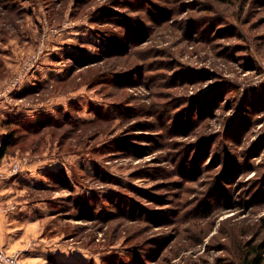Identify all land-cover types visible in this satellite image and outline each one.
<instances>
[{
    "label": "rangeland",
    "instance_id": "rangeland-1",
    "mask_svg": "<svg viewBox=\"0 0 264 264\" xmlns=\"http://www.w3.org/2000/svg\"><path fill=\"white\" fill-rule=\"evenodd\" d=\"M5 7L31 49L0 68V94L28 70L0 95V144L13 134L4 252L19 264H243L260 252L264 0Z\"/></svg>",
    "mask_w": 264,
    "mask_h": 264
},
{
    "label": "crops",
    "instance_id": "crops-1",
    "mask_svg": "<svg viewBox=\"0 0 264 264\" xmlns=\"http://www.w3.org/2000/svg\"><path fill=\"white\" fill-rule=\"evenodd\" d=\"M6 13V11H4L2 13V15ZM3 23L1 24V28L2 30H0V68L2 67H6V69L11 68L15 65V58H13V55L11 54H19V53H24V51L31 49V45L28 46L26 50H22L21 47L23 46L24 48L26 46L21 45L20 41L22 39V35L21 33H23L24 30V25L22 24V30H17L15 28V26L12 24V21H10L9 19H5V18H1L0 19ZM19 22V21H16ZM29 39V38H27ZM32 43L30 41H24V43ZM23 44V43H22ZM14 45H16L18 48L17 51H15L14 49H12L14 47ZM11 49V52H10ZM14 60V61H13ZM3 228V224H2V220L0 218V230Z\"/></svg>",
    "mask_w": 264,
    "mask_h": 264
},
{
    "label": "built area",
    "instance_id": "built-area-1",
    "mask_svg": "<svg viewBox=\"0 0 264 264\" xmlns=\"http://www.w3.org/2000/svg\"><path fill=\"white\" fill-rule=\"evenodd\" d=\"M21 72L22 74L16 75L14 77H11L9 80H6L4 91L1 94L10 95L14 90H16L19 87L22 78H24L28 70L24 69L21 70ZM0 264H19V258L17 255H8L6 252L2 250L0 246Z\"/></svg>",
    "mask_w": 264,
    "mask_h": 264
},
{
    "label": "trees",
    "instance_id": "trees-1",
    "mask_svg": "<svg viewBox=\"0 0 264 264\" xmlns=\"http://www.w3.org/2000/svg\"><path fill=\"white\" fill-rule=\"evenodd\" d=\"M6 12L9 11L8 7L4 8ZM2 13H0V19L2 18ZM18 15V13H15ZM13 134H10L5 138L2 143L0 144V161L7 155L8 148L10 146V141L12 140ZM259 248L261 249L260 252H256L255 255L246 257L243 260V264H264V257L262 256V251L264 249V243L260 244Z\"/></svg>",
    "mask_w": 264,
    "mask_h": 264
},
{
    "label": "bare ground",
    "instance_id": "bare-ground-1",
    "mask_svg": "<svg viewBox=\"0 0 264 264\" xmlns=\"http://www.w3.org/2000/svg\"><path fill=\"white\" fill-rule=\"evenodd\" d=\"M17 91V90H16ZM11 97V96H10ZM8 101H11V100H8Z\"/></svg>",
    "mask_w": 264,
    "mask_h": 264
}]
</instances>
